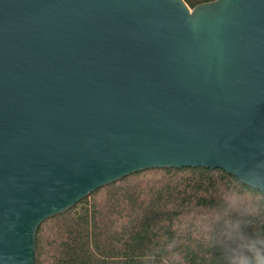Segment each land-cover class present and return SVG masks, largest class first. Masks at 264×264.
Instances as JSON below:
<instances>
[{
	"label": "water",
	"instance_id": "obj_1",
	"mask_svg": "<svg viewBox=\"0 0 264 264\" xmlns=\"http://www.w3.org/2000/svg\"><path fill=\"white\" fill-rule=\"evenodd\" d=\"M264 196V0H0V264L39 225L150 168Z\"/></svg>",
	"mask_w": 264,
	"mask_h": 264
},
{
	"label": "trees",
	"instance_id": "obj_2",
	"mask_svg": "<svg viewBox=\"0 0 264 264\" xmlns=\"http://www.w3.org/2000/svg\"><path fill=\"white\" fill-rule=\"evenodd\" d=\"M237 225L264 236L261 192L220 168H150L44 220L36 264H227Z\"/></svg>",
	"mask_w": 264,
	"mask_h": 264
},
{
	"label": "clouds",
	"instance_id": "obj_3",
	"mask_svg": "<svg viewBox=\"0 0 264 264\" xmlns=\"http://www.w3.org/2000/svg\"><path fill=\"white\" fill-rule=\"evenodd\" d=\"M234 247L227 254V264H264V236H248L239 230L230 237Z\"/></svg>",
	"mask_w": 264,
	"mask_h": 264
}]
</instances>
